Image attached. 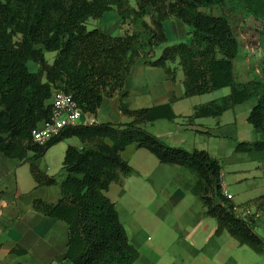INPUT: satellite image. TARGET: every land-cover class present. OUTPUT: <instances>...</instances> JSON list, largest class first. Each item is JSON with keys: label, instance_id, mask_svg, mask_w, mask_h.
Returning a JSON list of instances; mask_svg holds the SVG:
<instances>
[{"label": "trees", "instance_id": "obj_1", "mask_svg": "<svg viewBox=\"0 0 264 264\" xmlns=\"http://www.w3.org/2000/svg\"><path fill=\"white\" fill-rule=\"evenodd\" d=\"M134 1L0 0V153L30 162L38 185L50 186L58 183L57 177L41 170L33 159L68 137L83 143L82 148L70 145L66 150L60 199L33 202L36 211L67 224L63 264H137L140 252L107 195L111 183L132 172L121 154L131 144L149 150L161 163L192 171L197 179L191 190L204 203L206 216L216 219V235L227 231L241 245L264 254V236L257 231L264 194L235 205L223 193L222 160L205 149L172 146L147 129L148 122L177 117L170 104L132 109L122 102L120 109L131 121L79 123L65 127L44 146L33 142L32 130L51 118L55 90L72 95L84 113L96 115L105 98L124 90L136 61L150 58L153 48L168 42L164 22L177 18L190 27L189 41L166 44L159 57L147 63L166 69L173 79L168 64L178 61L184 72V96L230 88L220 99L196 106L190 122L220 116L255 98L247 119L259 138L236 141L235 150L260 161L264 170V80L240 79L236 64L240 44L224 11L225 0ZM235 5L258 21L257 43L264 63V0H235ZM112 10L122 21L142 20L150 32L148 39L142 38V31L112 35L99 26L89 27L91 19ZM46 51L56 52L52 63ZM29 61L38 63L37 72L30 70ZM12 251L26 252L20 247Z\"/></svg>", "mask_w": 264, "mask_h": 264}, {"label": "crops", "instance_id": "obj_2", "mask_svg": "<svg viewBox=\"0 0 264 264\" xmlns=\"http://www.w3.org/2000/svg\"><path fill=\"white\" fill-rule=\"evenodd\" d=\"M98 20L107 22L106 14ZM164 26L166 33L186 31L185 24L177 18L165 20ZM101 28L112 35L123 34ZM162 49L152 53V58H139L126 78L124 90L105 98L96 115L83 113L80 124L131 121L132 117L120 109L122 102L132 109L170 104L177 117L148 122L149 131L172 146L205 149L222 160L223 190L233 194L235 205L263 195L262 163L235 150L236 141L259 138L247 119L256 99L237 104L220 116L200 117L190 122L188 116L196 106L220 99L229 92L219 89L184 96V72L178 61L168 64L175 73L173 79L166 69L147 63L159 57ZM48 52L46 59L52 63L56 52L47 57ZM28 66L31 71L39 70L34 61H29ZM70 145L83 147L81 140L72 136L33 159L41 170L57 177L58 183L50 186L38 185L30 162L0 153V264H63L68 247L67 224L36 211L33 202L60 199V184L66 177L64 159ZM121 154L132 172L111 183L107 195L115 202L130 242L140 252L137 264H264V254L241 245L227 231L216 235V219L206 216L204 203L191 190L197 179L192 171L161 163L149 150L134 144ZM257 231L264 236V214ZM16 247L26 252L14 253Z\"/></svg>", "mask_w": 264, "mask_h": 264}, {"label": "rangeland", "instance_id": "obj_3", "mask_svg": "<svg viewBox=\"0 0 264 264\" xmlns=\"http://www.w3.org/2000/svg\"><path fill=\"white\" fill-rule=\"evenodd\" d=\"M132 3L135 4V1L132 0ZM224 11L229 15L230 21L232 23L235 35L238 38L240 44V52L236 59V64L240 72V79L242 81H248L251 79H261L264 80V63H263V52L260 46L257 43L258 32L257 27L259 25L258 21L253 17L240 10L239 7L235 5V0H225V8ZM120 16L115 10H112L106 14L105 23L99 21L98 19H91L89 23V27L92 28L100 24L107 29L111 28L113 32H122L123 34L126 32L132 31H142V38L144 40L148 39L149 30L142 25V20L134 21L132 18L127 19L126 21H118ZM145 19L148 22H151V17L147 16ZM101 26V27H102ZM186 31L183 33L176 34L174 31H169L168 34V42L153 48L150 53V58L154 56L152 53H155L159 50V48L164 47L166 44H173L180 41H189L190 27L185 25ZM116 34V33H115ZM118 35V34H116ZM147 49L145 50V52ZM53 52H48L47 57H50L49 54ZM154 60V59H151ZM224 91L230 92L229 87L223 88Z\"/></svg>", "mask_w": 264, "mask_h": 264}, {"label": "built area", "instance_id": "obj_4", "mask_svg": "<svg viewBox=\"0 0 264 264\" xmlns=\"http://www.w3.org/2000/svg\"><path fill=\"white\" fill-rule=\"evenodd\" d=\"M83 113L72 95L60 89L55 90L52 99L51 118L38 124L32 130L33 142L41 146L46 145L58 136L65 127L79 124ZM223 193L229 199L233 198V194L230 192L223 190Z\"/></svg>", "mask_w": 264, "mask_h": 264}]
</instances>
